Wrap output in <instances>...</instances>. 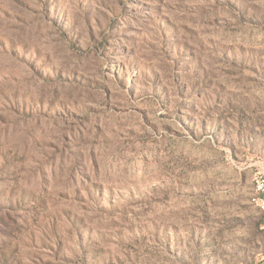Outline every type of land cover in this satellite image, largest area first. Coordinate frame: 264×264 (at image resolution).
Instances as JSON below:
<instances>
[{
    "label": "rangeland",
    "instance_id": "374dc122",
    "mask_svg": "<svg viewBox=\"0 0 264 264\" xmlns=\"http://www.w3.org/2000/svg\"><path fill=\"white\" fill-rule=\"evenodd\" d=\"M264 0H0V264H264Z\"/></svg>",
    "mask_w": 264,
    "mask_h": 264
},
{
    "label": "built area",
    "instance_id": "2783aa9c",
    "mask_svg": "<svg viewBox=\"0 0 264 264\" xmlns=\"http://www.w3.org/2000/svg\"><path fill=\"white\" fill-rule=\"evenodd\" d=\"M255 181L258 182V191L255 194H260L261 209L264 210V175L262 169H257L253 172ZM246 264V263H240Z\"/></svg>",
    "mask_w": 264,
    "mask_h": 264
},
{
    "label": "bare ground",
    "instance_id": "6f19581e",
    "mask_svg": "<svg viewBox=\"0 0 264 264\" xmlns=\"http://www.w3.org/2000/svg\"><path fill=\"white\" fill-rule=\"evenodd\" d=\"M263 175H264V169H262ZM252 182H253V186L255 189V192L258 191V182L255 181L254 179V174L252 175ZM256 204L259 206L258 208H260V211L262 212L263 216H264V210L261 209V205H260V194H257L256 198H255Z\"/></svg>",
    "mask_w": 264,
    "mask_h": 264
}]
</instances>
